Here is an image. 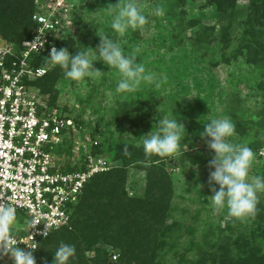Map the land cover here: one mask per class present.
Wrapping results in <instances>:
<instances>
[{"label":"rangeland","instance_id":"1","mask_svg":"<svg viewBox=\"0 0 264 264\" xmlns=\"http://www.w3.org/2000/svg\"><path fill=\"white\" fill-rule=\"evenodd\" d=\"M216 1L135 0L149 22L140 29L129 28L124 34L111 29L112 16L104 9L118 0L34 1L35 13L60 20L56 30L60 40L72 36L84 47L95 49L100 43L98 35H108L156 77L151 84L142 81L135 92L117 93L122 76L102 62H94V67L102 71L95 79L72 81L63 72L55 86L56 104L51 103L50 94L45 98L50 106L78 118L79 127L72 130L70 148L75 140L95 131H103L106 145L134 142L142 146L141 136L158 131V121L173 114L179 115L185 125L188 135L182 141L186 145L181 152L156 164L163 177L153 197L168 202L171 217L165 224L175 223L174 229L162 235L159 226L148 235L146 230L154 227L140 212L148 209V204L141 207L132 201L130 206L137 217L133 219L138 220V226L134 223L131 228L147 245L152 264H182V255L188 262L204 256L205 261L209 260L217 247L238 235L250 237L264 225L260 205L254 218H234L226 208L216 211L208 198L212 195L208 163L214 152L198 134L213 118L226 116L236 124L237 134L229 139L255 153L250 177L264 176V50L260 51L262 45L258 44L264 43V19L259 17L253 0H221V8ZM126 2L121 0L122 4ZM157 6L164 8L165 15H155ZM127 99H132L137 108L132 121H122L118 114ZM149 184L147 170L136 165L127 168L124 189L129 197H144ZM259 203H264V193L259 194ZM160 239L165 240L163 246ZM256 241L264 250V237ZM116 242L109 235L84 252V258L94 264L95 251H107L118 262L129 240ZM2 262L12 264L8 257Z\"/></svg>","mask_w":264,"mask_h":264},{"label":"built area","instance_id":"2","mask_svg":"<svg viewBox=\"0 0 264 264\" xmlns=\"http://www.w3.org/2000/svg\"><path fill=\"white\" fill-rule=\"evenodd\" d=\"M33 20L31 37L20 44L0 35V200L17 208L16 238L24 249L30 235L41 245L55 231L71 228L87 183L116 165L98 151V136L68 145L77 121L50 106L35 85L54 66L39 62L50 58L53 46L60 48L55 39L61 22L40 12ZM28 223L36 224L30 232Z\"/></svg>","mask_w":264,"mask_h":264},{"label":"trees","instance_id":"3","mask_svg":"<svg viewBox=\"0 0 264 264\" xmlns=\"http://www.w3.org/2000/svg\"><path fill=\"white\" fill-rule=\"evenodd\" d=\"M35 0H0V35L9 41L22 43L32 35L35 27L33 15L36 11ZM256 8L260 11V16L264 19V0H253ZM230 2L234 3L235 0ZM216 5L223 7L221 0H217ZM234 14L232 12L231 16ZM208 36V32H205ZM56 44L62 48H68L70 54L75 55L76 51H85L83 43L76 41L72 36L64 40L55 39ZM261 50H264V43ZM259 53L258 50H256ZM40 64H50L48 60L41 59ZM63 76V70L54 65L48 73L35 82L39 87L42 95H51V103L56 104L58 93L55 88L59 79ZM134 107L132 99L125 100L120 105L119 117L121 120H134L132 118ZM64 113V111H62ZM143 113H146L143 111ZM66 114V113H65ZM76 117L71 113L66 114ZM103 131H95L92 135L100 138L98 151L104 152L114 162L115 167L110 171L95 175L85 186L79 202L74 206L72 213V229H61L52 233L49 237L42 240L39 250L36 253L37 264H52L54 253L60 243L73 244L76 247V255L70 261V264H88L84 258V252L105 240L111 235L116 238V244L123 242L125 239L129 243L124 247L120 259L115 262L107 251L99 253L95 251L94 264H152L147 257L148 249L145 243L140 242L139 232L134 231L131 226L138 220L134 211L131 209L132 201L138 206L148 204V209H140L149 219L152 230H146L148 235H152L156 228H162L160 233L167 235L175 227V223L165 224L170 219V206L165 198L154 196L159 179L163 176L160 168L156 166L157 162H164V157L157 155H145L143 147L134 142H119L117 144L107 143ZM264 143V138L261 144ZM128 145V154L123 152V147ZM119 162L121 164L119 165ZM136 165L147 170L150 178V184L146 190V195L142 198L135 199L129 197L128 192L124 189L127 180V168ZM159 168V170H158ZM264 209V203H259ZM142 207V206H141ZM137 218V217H136ZM165 224V225H164ZM138 226V223L136 224ZM158 225V226H157ZM258 232H253L252 236L238 235L232 240L225 242L217 247L209 255V260L205 261V256L197 260L187 261L184 255L180 258L182 264H264V250L258 245L256 239L264 237V225L259 226ZM161 246L165 243L160 239ZM3 264V262H0Z\"/></svg>","mask_w":264,"mask_h":264},{"label":"clouds","instance_id":"4","mask_svg":"<svg viewBox=\"0 0 264 264\" xmlns=\"http://www.w3.org/2000/svg\"><path fill=\"white\" fill-rule=\"evenodd\" d=\"M104 9L112 16L111 29L119 34H124L129 28H143L149 22L135 0H128L123 4L118 0L115 4L109 3ZM155 15H165L164 8L157 6ZM98 36L100 43L95 49L84 47L85 51H76L72 55L68 48L58 49L53 46L50 58L46 60L59 66L65 77L72 81L98 77L102 71L94 67V62L97 61L110 69L115 68L122 76L116 87L117 93H132L142 81L151 84L156 80L154 74L146 72L144 64L138 62L135 55L125 54L118 42L108 35ZM159 86L157 83L156 87ZM158 125V131L141 136L145 155L167 157L181 152L186 145L182 141L188 133L185 125L180 122L179 115L173 114L172 118L165 116L158 121ZM236 134V124L226 116L211 119L204 124V131L198 134L208 149L214 152L208 163L209 187L212 192L208 198L216 211L226 208L230 217L254 218L259 194L264 193V176L250 177L255 153L250 147L233 143L229 139ZM123 152L128 154V145L123 147ZM35 226V223L26 224L29 232ZM20 230L16 206L0 200V262L8 257L12 264H37L34 252L40 248V244L34 242L30 235L32 243L25 244L27 249L19 247L18 243L21 242L16 234ZM75 255V245L61 242L54 253L52 264H70ZM44 264H47L46 260Z\"/></svg>","mask_w":264,"mask_h":264}]
</instances>
